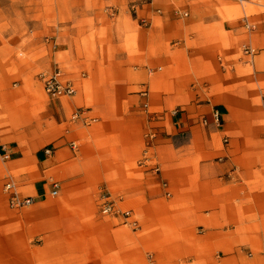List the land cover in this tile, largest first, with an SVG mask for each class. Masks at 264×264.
I'll use <instances>...</instances> for the list:
<instances>
[{
	"label": "crops",
	"instance_id": "obj_1",
	"mask_svg": "<svg viewBox=\"0 0 264 264\" xmlns=\"http://www.w3.org/2000/svg\"><path fill=\"white\" fill-rule=\"evenodd\" d=\"M53 8L55 52L71 62L85 123L73 119L58 145L40 148L37 170L61 177L58 190L72 202L105 182L140 216L133 244L99 220L70 232L72 264H206L236 258L235 237L264 248V128L255 122L264 111V11L227 16L218 0H54ZM142 156L159 162L158 175L131 166ZM48 189H29L24 232L6 237L46 236V213L62 210L43 206ZM140 226L154 229L139 235Z\"/></svg>",
	"mask_w": 264,
	"mask_h": 264
},
{
	"label": "rangeland",
	"instance_id": "obj_2",
	"mask_svg": "<svg viewBox=\"0 0 264 264\" xmlns=\"http://www.w3.org/2000/svg\"><path fill=\"white\" fill-rule=\"evenodd\" d=\"M218 1L227 16L264 11V0ZM135 4L137 3L132 1L129 9L134 11ZM53 5L54 0H0V264H72L77 259L71 257L70 232L87 233L97 220L100 223H111V232L116 237L124 234L127 235V242L133 244L136 241L135 237L129 235L138 228L137 223H130L129 226L124 221L129 216L132 220H139V214H132L129 208L121 207L113 187H107L105 182L95 183L83 192L68 196L85 203L89 210H76V205L72 206L75 201L65 198L60 189H57L55 196L48 192L49 199L42 203L43 206L46 209H57L61 205L62 210L46 213L43 228L46 236L6 237L7 233L13 231L24 232L22 218L29 215L26 209L30 205L15 206L11 202V196L17 194L20 199H26L31 187L45 183L49 186V191L53 189V182H57L59 188L63 180L55 176L53 170L44 175L39 173L35 160L37 151L58 145L56 139L60 130H64L68 124L71 129L76 128L73 119H82L85 123L80 114L78 117L73 116L75 111L82 114V108L73 106L74 94L54 101L46 94L39 79L40 73L58 68L64 78L72 81L75 88L78 86L68 58L55 52L59 41L54 39L57 20ZM155 11L159 12V9ZM173 12L176 16L183 15L177 10ZM139 23L149 25L148 19L144 17L139 18ZM140 92L146 95L147 90L141 89ZM20 115L26 118L18 123L16 120ZM62 117L69 122L59 124L58 120ZM27 122L33 133H30ZM255 122L261 130L264 128V111L257 115ZM70 143L71 149L77 147L76 143L75 147H72L73 142ZM219 145L222 147L220 143ZM145 157L142 156L140 161L133 162L131 166L147 165L148 171L158 175L161 171L159 162L152 160L144 163ZM72 168L79 170L83 167L81 164H74ZM106 198L112 201L116 209L109 215L101 210ZM124 209L129 211L126 218L121 214ZM70 222L77 224L70 225ZM60 229L61 237H47ZM150 229L154 228L140 226L136 234L143 235ZM171 231L174 232L173 229ZM171 231L166 227L165 233L170 234ZM73 244L76 245L75 242ZM234 245L238 247L236 258H221L218 261L214 257L207 259L206 264H264V248L261 247L260 240L253 243L247 237H235ZM114 256L117 263L116 253Z\"/></svg>",
	"mask_w": 264,
	"mask_h": 264
},
{
	"label": "built area",
	"instance_id": "obj_3",
	"mask_svg": "<svg viewBox=\"0 0 264 264\" xmlns=\"http://www.w3.org/2000/svg\"><path fill=\"white\" fill-rule=\"evenodd\" d=\"M247 53H251L253 50L250 48H245ZM39 79L42 83L43 89L46 94L54 101H57L61 97L71 96L76 92V88L70 79H66L63 76V73L60 69L55 68L49 72H44L39 74ZM81 113L79 111H75L73 116L78 117ZM75 143H72V147H75ZM58 189V183L53 182V189L50 193L53 195L56 193ZM30 199H20L17 194L11 196V202L15 206L22 205L24 203H29ZM113 203L109 199H105L102 203L101 210L103 213L110 214L114 213L116 209L113 207ZM123 217H127L129 215L128 210L121 211Z\"/></svg>",
	"mask_w": 264,
	"mask_h": 264
},
{
	"label": "bare ground",
	"instance_id": "obj_4",
	"mask_svg": "<svg viewBox=\"0 0 264 264\" xmlns=\"http://www.w3.org/2000/svg\"><path fill=\"white\" fill-rule=\"evenodd\" d=\"M57 192V191H56ZM56 194V193H55ZM55 194H53V195H55ZM29 198V197H28ZM30 199V198H29ZM31 203V199H30V201H29V203H24V204H30ZM124 218H126V217H124ZM128 218V217H127ZM135 221L133 220V221H129V223H134Z\"/></svg>",
	"mask_w": 264,
	"mask_h": 264
}]
</instances>
